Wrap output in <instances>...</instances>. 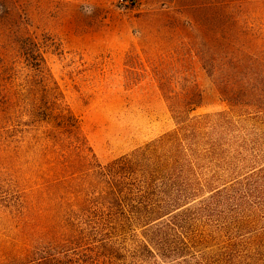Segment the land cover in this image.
Returning <instances> with one entry per match:
<instances>
[{"label":"rangeland","instance_id":"obj_1","mask_svg":"<svg viewBox=\"0 0 264 264\" xmlns=\"http://www.w3.org/2000/svg\"><path fill=\"white\" fill-rule=\"evenodd\" d=\"M54 90L102 165L177 129L179 110L210 116L179 145L176 191L196 194L180 203L192 208L181 240L169 234L177 253L157 254L143 223L97 212L76 219L77 243L52 264H264V212L209 199L231 186L240 199L238 182L264 166V0H0V95L21 104L0 120V256L44 244L53 220L27 147L51 128L32 125L28 105Z\"/></svg>","mask_w":264,"mask_h":264},{"label":"trees","instance_id":"obj_2","mask_svg":"<svg viewBox=\"0 0 264 264\" xmlns=\"http://www.w3.org/2000/svg\"><path fill=\"white\" fill-rule=\"evenodd\" d=\"M225 89H229L228 85ZM12 98L8 93L0 95V120L12 106L18 109L21 105ZM60 99L61 93L54 90L34 95L28 105L32 125H51V128L35 133L27 148H34L38 153L36 159L40 167L36 170L41 171V189L51 200L46 206L53 220L43 235L44 244L32 249L25 245L5 251L0 256V264H52L54 250L77 243L76 235H80L82 230L77 228L76 219L86 216L91 224V215L97 212L113 216L121 213L125 218L123 221L143 223V226L149 227L146 239L157 254L167 257L168 252L177 253L178 249H169V234L181 240V223L192 213V208L181 209L188 203H180L196 194V190L186 186L176 191L180 177L177 171L179 145L183 137L192 136L210 115L190 118L188 112L179 110L175 114L180 125L177 129L102 165L81 134L77 116L63 106ZM253 99L259 100L258 97ZM189 102L198 104L191 98ZM238 183L248 189L240 199L236 196L241 190L233 189L234 186L217 190L219 192L209 199L215 198L217 206L224 196L232 200L235 208L244 206L255 216L258 211L264 212V166ZM155 191L163 194L159 201H154ZM213 204L211 200L201 201L197 207L200 210L211 209ZM133 219L135 222H132ZM94 222H101V219ZM141 248L156 253L148 248V244L143 243ZM96 261L92 262L97 264Z\"/></svg>","mask_w":264,"mask_h":264},{"label":"built area","instance_id":"obj_3","mask_svg":"<svg viewBox=\"0 0 264 264\" xmlns=\"http://www.w3.org/2000/svg\"><path fill=\"white\" fill-rule=\"evenodd\" d=\"M121 2H124L125 0H120Z\"/></svg>","mask_w":264,"mask_h":264}]
</instances>
